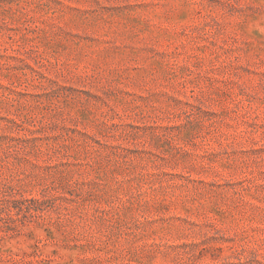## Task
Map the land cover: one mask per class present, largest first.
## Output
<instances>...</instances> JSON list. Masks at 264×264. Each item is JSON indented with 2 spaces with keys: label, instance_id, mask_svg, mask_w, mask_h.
Masks as SVG:
<instances>
[{
  "label": "rangeland",
  "instance_id": "374dc122",
  "mask_svg": "<svg viewBox=\"0 0 264 264\" xmlns=\"http://www.w3.org/2000/svg\"><path fill=\"white\" fill-rule=\"evenodd\" d=\"M0 264H264V0H0Z\"/></svg>",
  "mask_w": 264,
  "mask_h": 264
}]
</instances>
